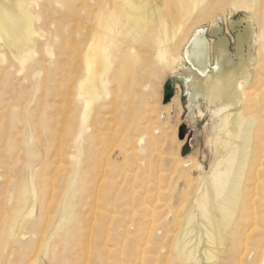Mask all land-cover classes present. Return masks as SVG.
<instances>
[{"label":"bare ground","instance_id":"6f19581e","mask_svg":"<svg viewBox=\"0 0 264 264\" xmlns=\"http://www.w3.org/2000/svg\"><path fill=\"white\" fill-rule=\"evenodd\" d=\"M251 2L252 0H237L240 5L251 6ZM182 4L183 0H0V62L2 63V58L9 57L10 61L17 63L16 66L19 65L18 72H25V76L29 77H27L28 79L37 77L43 72L41 70V67L44 68L43 61L50 63L47 65L53 76L56 74V68L61 62L73 65V68H68L67 72L76 77L77 99L84 103L85 121L83 127H80L82 129L78 141L79 151L82 154L85 147L81 145L82 140L91 139L89 134L91 126L89 127L86 121L91 119L90 117H92L91 115L94 113L97 104L106 102L110 93V84L115 83L117 86L115 90L116 100L119 99L120 101V96L123 95L128 100L127 102L135 104L137 99L140 100L139 98L143 95L144 88L149 85L145 81L146 75L158 72L161 65H165L167 68L175 65L177 58L174 54L176 42L173 33L178 30L182 23L183 17L180 15ZM261 11L256 16L264 18V1ZM218 33L220 32L215 31L214 34L217 36ZM199 34L200 31L199 33L196 31L191 39L193 43L184 52L187 59L203 75L201 80H198L194 75L185 78V93L189 97L190 106L196 107L199 103V96L203 95L209 104L214 101L218 104L219 109L217 112L225 110L228 112V108L239 105L242 106L240 110L243 111L248 106L249 96H246L242 87L249 84L254 87L261 84L262 81L261 78L257 77L258 74H254L255 76L252 74L251 63L252 67L256 66L255 69L258 68V70L264 67V65L261 67V61L258 62L260 53L258 59L253 58L250 50L247 55L244 54V47L250 43L253 31L251 28L246 29L244 34L240 33L238 36L237 54L235 56L239 62L232 70H226L223 65L229 55L227 48L222 45L223 39L220 38L214 54L216 64L214 68H210L207 57V44L203 40V36H198ZM258 39L261 40L262 44ZM255 41V43L259 42L261 44V48L258 49H261L262 59L264 60V36L258 33ZM13 70L16 69L13 68ZM180 81L183 83L181 79ZM242 83H244L243 86ZM39 86L41 87V82ZM73 92L75 93L74 90ZM113 102L116 104V101L113 100ZM127 102H124V104ZM258 102L262 105L260 99ZM253 103L252 101L251 104ZM250 106H252V109L254 108L253 105ZM101 107L104 108V106ZM250 110L248 113H254V110ZM3 115L4 112H0V117H3ZM256 116L258 117V114ZM258 118H262V116ZM144 119L150 120L151 117L145 118L144 116ZM247 119L246 123L241 126L242 135L237 150H234L235 156L229 158L230 161L223 159L218 163L220 165L225 161L232 167H228V171L222 178L213 179L212 182L207 180L206 177H204L205 179L201 178L209 183L207 188L198 187L189 190L180 187L179 189H173L169 184L166 185L168 187H164L160 182L163 180L164 185V180L166 181L169 177L168 174V176L165 174V171H163L165 175L159 173L158 177H155V180L157 178L159 183L155 180L152 183L146 177L147 182L142 187L130 186V190L127 189L129 186L125 188L121 185L122 183L116 185L113 181L115 177L110 179L113 183L111 186H107L108 179L103 178L99 195L98 234L95 232L98 235L95 236L98 250V253L96 252L98 255L95 256L97 259L95 260H98V264H252L251 261L254 258H261V264H264V252L260 250L261 248H251L249 245L253 239L251 238L252 240L247 243L245 238V243H243V238L248 231L244 232L245 230H242L243 226L244 229H249L253 223H260V220H264L261 217L259 218L261 215H257L258 211L255 207L257 199L260 198L264 207V180L262 183H256L254 191L252 186L248 184V181L253 178L251 171H255L252 170L254 167L251 169L252 164L250 163H256L257 167V160L253 162L252 159L258 158L254 154H257L262 148L264 126L262 125L263 122L261 123L259 120L258 122L262 126L254 118L247 117ZM134 121L135 119H132L130 122ZM45 123L47 125V122ZM151 123H153V120L150 125H152ZM145 128L147 129L146 126ZM23 131L25 132V130ZM26 131V140L24 138L23 141H26V145L31 146L34 138L29 129ZM133 132L132 130L131 134ZM3 134L4 132L2 136ZM131 134L130 136H132ZM228 136L231 139L235 137L232 132H228ZM146 138L140 136L138 139H134V142L140 145L139 152L143 155L148 151L147 144L143 145ZM134 147L136 148V146ZM262 151L264 152V144ZM67 154L69 155L71 152H67ZM64 157H62L63 161ZM261 157H264V155ZM136 158L138 157L136 156ZM165 161V163L169 162ZM136 162L140 168L142 163H139L138 159ZM57 163L59 162L57 161ZM263 164L264 161L260 166ZM60 166L63 168L62 165ZM262 167L259 168L258 172L263 170ZM232 168L233 170L230 171ZM64 169L66 170V166ZM129 174L125 173L122 180L129 182L130 176H126ZM139 174L136 175L141 176V173ZM153 176L157 175L153 174ZM141 180H138L139 183ZM144 181L146 180L144 179ZM37 183V178L30 169L25 171L19 189L20 205L11 214L8 212L10 216L7 220L10 226L7 234L12 242H22L25 239V234L21 232V229L25 221H28V217L33 215L35 203L40 199L38 193L44 191L42 183ZM79 186V183L73 184L72 192L66 199L64 206H62L61 219L52 229H49L50 224L53 222L50 217L51 204L44 205L45 201L42 204V212L32 224L34 227H39L41 224L46 223L47 228L45 229L46 232H43L45 235L42 234L39 242L37 238L39 245L33 251L36 259L43 255V257L50 258L51 262L57 260L56 254L49 251L50 242L57 236L59 243L66 249L73 246L75 237L81 229L80 225L83 224L81 222L80 225L76 224L74 228L67 229L75 219L76 210L71 201L77 197L78 193L76 191ZM43 200L44 198L41 203ZM257 205H259L258 202ZM27 211H29V216L25 217ZM96 212L98 215V211ZM258 214H260V211ZM92 217L94 218V216ZM87 219H89V216ZM84 223L86 224V222ZM82 226L86 228L84 224ZM98 227H95V229ZM254 228L256 227L254 226ZM261 229L263 230V228ZM87 231L89 233L90 229H87ZM258 231L260 232V227ZM260 234L263 238V231ZM258 235L256 236L258 237ZM256 236H253V238H257ZM93 240L91 244H94ZM86 241L84 242L86 243ZM259 242L257 240L256 243L259 244ZM80 246L76 248H80ZM84 247L87 249L88 245L83 246V249ZM74 252L77 253V250H74ZM35 260H32V264H36ZM88 261L91 260L88 259ZM254 264L257 263L254 262Z\"/></svg>","mask_w":264,"mask_h":264},{"label":"rangeland","instance_id":"374dc122","mask_svg":"<svg viewBox=\"0 0 264 264\" xmlns=\"http://www.w3.org/2000/svg\"><path fill=\"white\" fill-rule=\"evenodd\" d=\"M263 1L264 0H252L251 6H248L238 4L237 0H183L180 12V15L183 17L180 16V18H182V23L181 26L178 27V30L173 33L174 41L176 42L174 54L177 58L174 65L175 67L167 68L165 65H161L158 68V72L146 75L145 81L147 84L149 83V85L147 88H144L143 95H140V100L137 99L135 104L127 102L128 100L124 98L123 95L120 96V101L119 99L116 100L115 90L117 86L115 83H112L113 85L110 84V93L106 102L104 101L103 103L97 104L94 108V113L91 115L92 117H90L91 119L86 121V124L89 125V127L91 126V128H89L90 133L88 132L91 139L88 140L86 138V140H82L81 145L86 147H84V153L82 154L79 151L78 141L82 129L80 127H83L85 121L84 103L77 99L76 92L78 93V88L76 85V77L71 76V74L67 72V69H72L73 65L61 62L58 68H56V74L53 76L49 72V66L47 65L49 62L43 61L45 62H42L44 68L42 69L41 67V70L43 72L37 76L38 78L34 77L30 78V80L28 76V78L25 76V72H18L19 65L16 66L17 63L15 64L14 61H10L9 57L6 59L2 58V63L0 62V103H2L3 106L0 104V112H4V115L0 117V264H32L36 259L33 251L37 249L40 237L42 234L45 235L43 232H46L45 229H47L46 223H43L44 225L41 224L42 226L40 225L39 227H34L32 225L40 216V212H42V204L44 201L46 202L44 205L51 204L50 217L53 222L50 224L49 229H52L61 219L63 211L62 206H64L66 199L72 192L74 183L80 184L76 191L78 193L77 197L73 198L71 201L76 210V215L72 225L67 229L74 228L76 224L80 225L82 222L85 225L84 227L88 230L90 229V231L88 233L87 229L83 228V224H81V229L75 237L73 246L67 249L59 243L57 236L50 242L49 246V251L56 254L55 257L57 260L51 262L50 258L41 255L35 260L36 264H77V262L78 264H98V260H95L97 259L95 256L98 255L95 236H98L96 234H98L99 229V195L103 178L108 179L106 184L107 186H111L113 183L110 179L119 176L121 179H119V177L116 179L114 178V183L116 185L122 183L121 185L125 188L129 186V188L127 187L128 190H130L132 186L142 187L143 184L147 182V179L151 182L154 181L159 173L162 175H169L168 179H166V181L164 180V185L163 180L160 182L162 186L165 187L169 184L173 189H179L180 187L189 190L198 187L207 188L209 183L201 178L205 179L204 177H206L210 182H212L213 179L222 178L228 171V167H232V165H229L225 161L235 156L236 153L234 150H237L241 140V126L246 123L248 120L247 117L251 119L254 118L260 126H264V114L262 115V113H264V60L262 59L263 55L261 49H258L261 48V40L258 39L261 44L259 42L255 43L258 33L264 36V18L256 16L259 11L262 12ZM260 20H262L261 23ZM250 28L253 31V36L250 43L244 47V54L247 55L250 50L253 54V58L256 57V59H258L261 54L258 62L261 61V67L263 68H261V70H258V68L255 69L256 66L252 67L251 63L252 74H258L257 77L261 78L262 81L261 84L254 87L252 84H249V87H242L246 96H249L248 106H246L243 111L240 110L242 106L240 107L239 105L237 107L228 108V112L227 110L217 112L219 109V106H217L218 104L215 101L213 102L214 104H209L206 102L203 95H200L202 98L199 96V103H197L196 107L190 106L189 97L185 93V78H189L192 75L198 80L203 78V75L187 59L184 53L185 49L193 43L191 39L196 31H198V33L200 31L198 36H203V40H205L207 44V57L210 68L215 67L216 62L214 54L220 38L223 39L222 45L227 48L229 55L223 65L226 70H232L239 62L235 56L237 54L238 36L240 33L244 34L245 30ZM215 31L220 33L216 36L214 34ZM9 63H11L10 66ZM2 68L4 69L3 71ZM13 68L16 70L14 71ZM170 78L173 80L174 94L171 101L168 104H164L165 84ZM40 82L41 87L39 86ZM243 84L244 83H242V86ZM250 98L254 102L253 104H251L252 101ZM259 99L262 105L258 102ZM113 100L116 101V104ZM124 102L127 103L124 104ZM250 105H253L254 108L252 109ZM101 106H104V108L102 109ZM249 107L252 111L254 110V113H248L250 110ZM148 110L149 112H147ZM142 112L143 115L141 116ZM226 112L227 114H225ZM256 114H258V117L262 116L263 119L258 118ZM144 116L145 118L151 117L150 120H153V123H151L152 125H150V120L144 119ZM131 118L135 119V121L130 122L132 121ZM82 120L83 122H81ZM258 120L261 123L263 122L262 125ZM45 122H47V125ZM258 124L257 126H259ZM28 129L34 138L31 146L26 145V141H23L24 138L26 140L25 134L27 135L26 130ZM23 130H25V132ZM132 130L134 131L133 134H131ZM227 131L234 133L235 137L232 139L229 138ZM3 132L4 134L2 136ZM263 132L264 131H262V133ZM130 134L132 136H130ZM140 136L147 137L143 145L147 144L146 147L148 151L144 155L139 152L140 145L134 142V139H138ZM263 144L264 138L262 139L261 150H259L257 154H254L255 156L257 155L258 158H254V156V159H252L253 162L257 160L259 163H257V167L256 163H250L252 164L251 169L254 167L252 170H255L251 171L253 178L251 181H248L253 191L256 189V183H262L264 180V164L262 165L263 167L260 166L264 161V157H261L264 155L262 151ZM134 146H136V148ZM66 151L68 153L71 152V154L68 155ZM61 155L62 157H67V160L64 157L63 161ZM135 155L138 158H136ZM137 159L139 163H142L141 169L137 165ZM163 159L169 162L165 163L166 161H162ZM223 159L225 161L218 165ZM57 161L59 163H57ZM60 165H62L63 168ZM64 165L66 166V170L64 169ZM56 167L58 168L56 169ZM260 167L263 168V172H258ZM28 169H30L32 174L37 178L38 183H42L44 191L38 193L40 199L35 203L33 215L29 216V211L25 214V217L29 216L28 221H25L21 229V232L25 234V239L22 242H12L7 234L10 226L7 218L20 205L18 198L20 184L25 175V171ZM63 169L64 171H62ZM232 170L233 168L230 169V171ZM163 171H165V174ZM125 173H130L126 175L130 176L128 179L129 182L126 181L127 183L122 180ZM139 173H141V176H138L140 175ZM153 174L157 176H153ZM150 178L153 179L151 180ZM137 179H142L143 182L141 180L139 183ZM144 179L146 181H144ZM155 182L159 183V180L156 178ZM82 190L83 192L81 193ZM49 194L50 196H48ZM252 195L254 196L255 193ZM43 198L44 200L41 203ZM253 198L255 199V197ZM45 199H49L48 202ZM257 202L259 205H257ZM255 207L258 212L260 211V214L257 212V215H261L259 218L261 217L264 219V210H259L262 208L264 209L261 198L259 200L257 199ZM78 209L83 211L81 212ZM96 211H98V215ZM8 212L10 214H8ZM91 215L94 216V218ZM88 216L89 219H87ZM81 218L85 220L82 221ZM84 222H86V224ZM259 224L261 225L259 226ZM263 224L264 220H260V223H253L249 229H244L243 226L242 230H245L244 232L248 230L243 238V243H245V238L247 243L253 239V241L250 242L252 244L249 243L251 248L258 247V249L261 248L260 250L264 252V235L262 238V234H260L262 231L264 234ZM254 226L256 228H254ZM95 227L98 228L95 229ZM252 227L254 228L253 230L251 229ZM259 227L260 232L258 231ZM40 228H42V231ZM261 228H263V230ZM256 235H258V237ZM253 236L257 238L254 239ZM79 239H81L80 242ZM256 239L258 242L260 241L259 244L256 243ZM92 240L94 244H91ZM84 241H86V243ZM54 242L58 244L59 247L56 246ZM77 243L84 244L83 246L88 245V247L87 249L86 247L83 249V246ZM79 246L80 248H76ZM93 249L96 250L94 251ZM74 250H77V253L74 252ZM92 254H94V256H92ZM88 259L92 262L88 261ZM257 259L258 258L252 259L253 262L251 261V263L254 264L255 262L261 264L262 259Z\"/></svg>","mask_w":264,"mask_h":264},{"label":"water","instance_id":"95a60500","mask_svg":"<svg viewBox=\"0 0 264 264\" xmlns=\"http://www.w3.org/2000/svg\"><path fill=\"white\" fill-rule=\"evenodd\" d=\"M173 94H174L173 80L172 78H170L165 84V92H164V100H163L164 104H168L171 101Z\"/></svg>","mask_w":264,"mask_h":264}]
</instances>
